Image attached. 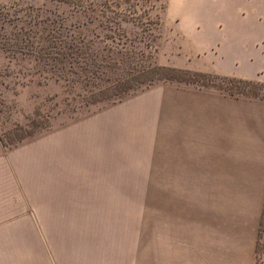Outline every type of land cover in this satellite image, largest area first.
Returning <instances> with one entry per match:
<instances>
[{
    "label": "crops",
    "instance_id": "1",
    "mask_svg": "<svg viewBox=\"0 0 264 264\" xmlns=\"http://www.w3.org/2000/svg\"><path fill=\"white\" fill-rule=\"evenodd\" d=\"M204 6L168 0L159 61L264 82V0ZM77 121L2 147L0 264H254L264 101L161 83Z\"/></svg>",
    "mask_w": 264,
    "mask_h": 264
},
{
    "label": "trees",
    "instance_id": "2",
    "mask_svg": "<svg viewBox=\"0 0 264 264\" xmlns=\"http://www.w3.org/2000/svg\"><path fill=\"white\" fill-rule=\"evenodd\" d=\"M143 1L0 0V110L31 126L20 143L161 83L264 101L262 81L162 64L168 0L147 13ZM254 264H264V200Z\"/></svg>",
    "mask_w": 264,
    "mask_h": 264
},
{
    "label": "rangeland",
    "instance_id": "3",
    "mask_svg": "<svg viewBox=\"0 0 264 264\" xmlns=\"http://www.w3.org/2000/svg\"><path fill=\"white\" fill-rule=\"evenodd\" d=\"M207 0H181V8H182V15L183 17L188 21L189 20H199V15L196 12L197 8H205L204 3ZM202 3V6H200L199 3ZM153 3L155 5L156 1L155 0H144L143 5L144 7L141 8L143 11L146 13L148 12L149 9L153 7ZM157 5H164V0H158ZM155 8V6H154ZM158 10H160V7H157ZM147 10V11H146ZM153 10V9H152ZM184 12V13H183ZM144 32V31H143ZM143 32L139 33V37L142 36ZM144 39V45L147 46V48H152L154 49V45L152 44L151 36L147 33H144L143 36L141 37ZM132 39V38H131ZM148 44V45H147ZM147 49V50H148ZM146 50V51H147ZM143 53H145L143 51ZM159 85V84H158ZM251 88H254L253 86ZM1 107V106H0ZM9 111H4L0 110V151L2 150L3 146H10L14 147L23 143H20L26 139H28V136L32 134L31 126H28L29 124L26 123L25 120L19 119L13 112L12 109H8ZM84 118H81L78 121H81ZM77 121V122H78ZM71 122L63 126H68L75 123ZM61 126V127H63ZM75 126V125H74ZM8 136H6V134ZM135 193H138V191H135ZM156 191H150V201L154 203L156 201ZM157 205H149L145 207L144 210V219L149 222L151 225L156 223V217H157ZM138 207H135V213L137 211ZM131 226V223H130Z\"/></svg>",
    "mask_w": 264,
    "mask_h": 264
},
{
    "label": "water",
    "instance_id": "4",
    "mask_svg": "<svg viewBox=\"0 0 264 264\" xmlns=\"http://www.w3.org/2000/svg\"><path fill=\"white\" fill-rule=\"evenodd\" d=\"M5 148L7 147V146H4Z\"/></svg>",
    "mask_w": 264,
    "mask_h": 264
}]
</instances>
